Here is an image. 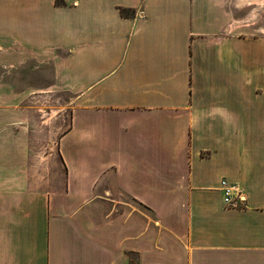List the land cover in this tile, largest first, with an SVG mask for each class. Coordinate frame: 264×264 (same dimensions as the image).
<instances>
[{"label": "crops", "instance_id": "crops-1", "mask_svg": "<svg viewBox=\"0 0 264 264\" xmlns=\"http://www.w3.org/2000/svg\"><path fill=\"white\" fill-rule=\"evenodd\" d=\"M68 1L0 0V264H264V38Z\"/></svg>", "mask_w": 264, "mask_h": 264}, {"label": "rangeland", "instance_id": "rangeland-1", "mask_svg": "<svg viewBox=\"0 0 264 264\" xmlns=\"http://www.w3.org/2000/svg\"><path fill=\"white\" fill-rule=\"evenodd\" d=\"M56 7L72 6L68 0H51ZM241 26V33L264 38V0H226ZM83 12V11H82ZM45 81L51 82V69L44 73Z\"/></svg>", "mask_w": 264, "mask_h": 264}, {"label": "built area", "instance_id": "built-area-1", "mask_svg": "<svg viewBox=\"0 0 264 264\" xmlns=\"http://www.w3.org/2000/svg\"><path fill=\"white\" fill-rule=\"evenodd\" d=\"M220 191L223 195V202L225 206L227 207H233L237 205L238 199H239V194H241L238 190L237 187L228 182L226 179H223L220 184Z\"/></svg>", "mask_w": 264, "mask_h": 264}]
</instances>
